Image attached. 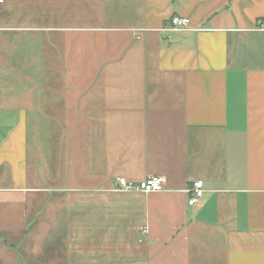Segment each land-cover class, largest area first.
<instances>
[{
	"label": "crops",
	"instance_id": "1",
	"mask_svg": "<svg viewBox=\"0 0 264 264\" xmlns=\"http://www.w3.org/2000/svg\"><path fill=\"white\" fill-rule=\"evenodd\" d=\"M0 264H264V0H2Z\"/></svg>",
	"mask_w": 264,
	"mask_h": 264
},
{
	"label": "built area",
	"instance_id": "2",
	"mask_svg": "<svg viewBox=\"0 0 264 264\" xmlns=\"http://www.w3.org/2000/svg\"><path fill=\"white\" fill-rule=\"evenodd\" d=\"M0 2H2V0H0ZM169 24H170L169 26L170 30L179 31L186 29L190 24V20L187 17L173 15L169 20ZM163 187H164V179L161 176L149 177L139 182L123 181L122 183V189L124 190H140L146 193L162 190ZM186 192L188 193L187 204L188 205L195 204L202 197V194L204 192L203 181L196 180L192 182L186 188Z\"/></svg>",
	"mask_w": 264,
	"mask_h": 264
}]
</instances>
